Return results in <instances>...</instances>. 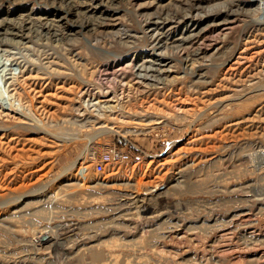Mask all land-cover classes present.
Listing matches in <instances>:
<instances>
[{
	"label": "rangeland",
	"instance_id": "rangeland-1",
	"mask_svg": "<svg viewBox=\"0 0 264 264\" xmlns=\"http://www.w3.org/2000/svg\"><path fill=\"white\" fill-rule=\"evenodd\" d=\"M0 264H264V0H0Z\"/></svg>",
	"mask_w": 264,
	"mask_h": 264
},
{
	"label": "built area",
	"instance_id": "built-area-1",
	"mask_svg": "<svg viewBox=\"0 0 264 264\" xmlns=\"http://www.w3.org/2000/svg\"><path fill=\"white\" fill-rule=\"evenodd\" d=\"M129 155L128 153L124 151H120L116 148H111L107 151H105L99 161L96 163L97 170L99 172H102L107 164L115 163V162H120L123 160L128 159Z\"/></svg>",
	"mask_w": 264,
	"mask_h": 264
},
{
	"label": "bare ground",
	"instance_id": "bare-ground-1",
	"mask_svg": "<svg viewBox=\"0 0 264 264\" xmlns=\"http://www.w3.org/2000/svg\"><path fill=\"white\" fill-rule=\"evenodd\" d=\"M57 34V33H56ZM55 35V34H54ZM147 62H149L150 63V65H147V70L148 69H151V71H155L156 70V68H155V66H154V64H160V63H157V61H154L153 59H148V60H146ZM142 67V66H141ZM160 68V67H159ZM149 72V71H148ZM150 73V72H149ZM92 101V100H91ZM103 127H105V126H103ZM111 129H113V128H111Z\"/></svg>",
	"mask_w": 264,
	"mask_h": 264
}]
</instances>
